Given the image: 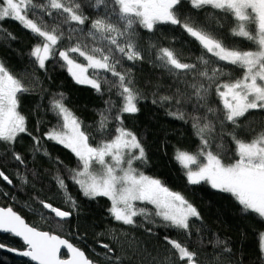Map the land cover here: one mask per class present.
I'll return each mask as SVG.
<instances>
[{"label": "snow or ice", "instance_id": "obj_1", "mask_svg": "<svg viewBox=\"0 0 264 264\" xmlns=\"http://www.w3.org/2000/svg\"><path fill=\"white\" fill-rule=\"evenodd\" d=\"M189 6L193 11L186 10ZM6 20L18 22L36 42L21 72L0 56V181L21 192L43 193L36 184L45 177L55 185L47 199L32 195L24 202L28 211L52 221V231L30 225L11 206H0V230L22 238L26 246L8 251L36 264H244L243 254L233 261L232 242L211 232L193 200L141 170L149 165V148L132 118L150 99L166 117L190 124L199 141L195 152L172 146L186 184L230 194L241 213L264 219V115H253L264 114V0H0V43L11 47L17 36L3 26ZM160 25L177 26L188 39L155 38ZM140 29L152 37L145 40ZM192 44L199 55L193 54ZM125 61L132 66L125 68ZM144 63L161 75L142 87L133 69ZM57 67L102 101L103 107L91 109L96 116L92 124L69 107L67 92L45 86L53 81L49 69ZM32 95L39 100L25 109L23 97ZM25 136L32 141L27 149L31 160L16 150ZM45 141L69 151L76 166L53 155ZM168 144L161 142L159 150L166 154ZM38 157L52 168L30 167ZM10 162L18 167L7 170ZM69 182L86 198H108L107 216L131 230L108 226L95 233L109 241H98L102 252L78 231L57 234L82 207ZM45 188L52 191L51 184ZM0 195L17 200L2 184ZM156 229L182 233L183 241L165 234L169 247L161 249ZM5 247L0 243V249ZM257 249L249 264H264V232L258 233Z\"/></svg>", "mask_w": 264, "mask_h": 264}, {"label": "trees", "instance_id": "obj_2", "mask_svg": "<svg viewBox=\"0 0 264 264\" xmlns=\"http://www.w3.org/2000/svg\"><path fill=\"white\" fill-rule=\"evenodd\" d=\"M187 11H193L190 6L186 9ZM85 12L95 18V13L93 10L86 8ZM195 14V13H194ZM9 31L14 33L17 36V40L10 41L11 47L5 46L3 43H0V56H3L10 68L14 69L16 72L23 71L25 65L27 64V52L30 51L31 46L36 42L29 31L24 30L22 26L13 20H6L3 25ZM228 27L230 23H226L224 35L227 36ZM141 37L147 40L149 37H152V33L147 32L146 30H139ZM163 34V36L171 37L176 36L178 40H187L188 37L183 35L181 30L177 26L171 25H160L159 30L156 33L158 38ZM229 40H235L242 47H249L248 42L243 41L240 38H229ZM164 46H169L167 43H164ZM175 47L180 48V43H175ZM192 52L195 55H199L198 46L195 44L190 45ZM184 51L187 53L188 49L184 48ZM81 62H83L81 60ZM130 62L124 63V67H131ZM53 81L51 84H48L45 81V86L50 88L51 91L62 90L68 93L71 103V107L78 116L84 119L87 123L92 124L96 119L95 113L91 111L93 107H103V103L96 96V94L86 86L76 85L71 77L67 74L66 71L61 70L60 68L49 69ZM133 71L136 73V77L143 87L144 81L151 80L156 81L157 77L161 75L159 70L154 69L150 64L144 63L134 68ZM235 75H239V72H234ZM41 78H43V73H40ZM167 84V79L162 81ZM63 85L61 88L60 86ZM107 97H105L106 99ZM39 100L38 95L25 96L23 97V106L25 109H31L33 105ZM45 107L47 106V97L44 100ZM87 106V107H85ZM141 112L137 113L134 118L136 124L134 130L137 132H143L146 136V143L149 148V165L143 169L147 175L158 176L163 180L167 181V184L170 188L183 192L188 198L193 200V202L199 208L201 215L203 217V222L206 223L211 230V232L218 233L222 237L230 239L231 247L236 256L233 258L238 259L241 254L245 256L244 264H249V260L253 259L254 256L258 255L257 241L258 233L264 232V219H261L256 214H243L240 211V206L234 200V198L227 193H220L217 190H213L209 185L202 184L199 186H190L186 184L185 178L181 171L180 166L175 162L173 157V145L178 147H183L189 151L195 152L196 147L199 143L197 138L193 135V130L190 124H185L181 121L174 120L171 117H166L162 109H159L157 106L153 105L149 100L143 101L140 105ZM254 116L259 118L261 113H253ZM47 119L51 121L52 124H55V118L49 114ZM126 123L129 127H132L131 119L126 116ZM51 126V125H49ZM259 128V125H256ZM45 129L42 127L41 131ZM101 137L97 135V140ZM167 140L169 142L167 147V153L160 151L161 142ZM48 143L49 151L53 155H58L65 164L70 167H75V159L72 154L65 150L62 146L54 145ZM32 141L30 137H24L23 147L17 146V151H20L26 156L28 160H31V156L28 153L27 149L31 145ZM226 144L230 145L229 141H225ZM231 154V152H229ZM38 163L35 165H29L30 167L37 168H49L52 166L49 162L43 158H37ZM139 167V165H136ZM18 165L15 162H10L7 164V170H12L17 168ZM14 183L16 181L14 180ZM4 191L9 193V195H15L17 197L16 201L8 199L7 197L0 195V205L2 206H11L14 210L19 212L23 217L26 218L27 222L33 226H36L44 231H52L55 229V225L51 220H42L41 217L33 212L27 210L24 207V202L28 201L29 197L32 195H39L40 199H47L55 191V185L50 180V178L45 177L42 182L36 184L37 189L44 188V192H33L29 188H25L23 192L13 189L11 186L0 181ZM51 184L52 191H48L45 188V185ZM69 190L71 194L77 199L80 203L81 210L78 217H73L70 219L69 223L66 224L63 229L57 230V234L64 235L65 233H74L78 231L81 235H86V243L95 248L97 252H102L103 249L98 246V241L108 243L109 241L103 237H97L95 233L104 231L106 227L111 226L113 228L125 227V230L128 229L126 226H122L117 222H114L107 216V208L110 206V201L108 198H97L95 200L86 198L79 191L78 187L69 182ZM49 202H52L49 200ZM55 206H59L56 204ZM33 207L39 208V204H34ZM41 211H45L41 209ZM197 227L200 226L199 222L193 221ZM159 234L160 239L156 242L160 245L161 249H166L169 246L164 243L162 237L167 234L172 239H179L183 241V234H177L175 230H164L156 229ZM138 236H143L142 231L137 232ZM196 238L195 233H193L192 239ZM76 243L77 241H73ZM0 243L5 244L11 248L25 249V245L17 238L9 234L0 233ZM83 247V245H80ZM211 247L207 251H211ZM86 252H91L88 248H85ZM62 256H67L63 252ZM0 264H33L28 259L11 254L3 249H0Z\"/></svg>", "mask_w": 264, "mask_h": 264}, {"label": "water", "instance_id": "obj_3", "mask_svg": "<svg viewBox=\"0 0 264 264\" xmlns=\"http://www.w3.org/2000/svg\"><path fill=\"white\" fill-rule=\"evenodd\" d=\"M0 206H2V205H0ZM15 211H16V210H15ZM24 218H25V217H24ZM25 220H26V218H25ZM26 222H27V220H26ZM27 223H28V222H27ZM30 225H31V224H30ZM0 233H1V234H9V235L15 237L13 234L5 233V232H3L2 230H0ZM15 238L19 239V240L23 243L22 238H19V237H15ZM23 244H24V243H23ZM24 245H25V244H24ZM25 247H26V246H25ZM8 248H11V247L6 246L5 248H3V250H5V251H7V252H9V253H11V254H14V255H18V256H20V255L18 254V252H10V251H8ZM16 249H17V248H16ZM19 250L22 251V250H25V249H19ZM63 252H65L66 255H68L66 249H62V250H61V254H63ZM24 258L28 259V260H29L30 262H32L33 264H36V262L31 261V259L28 258V257H24Z\"/></svg>", "mask_w": 264, "mask_h": 264}]
</instances>
